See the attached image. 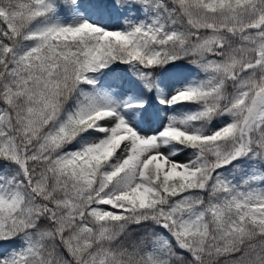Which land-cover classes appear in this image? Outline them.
Wrapping results in <instances>:
<instances>
[{
  "label": "snow or ice",
  "instance_id": "snow-or-ice-1",
  "mask_svg": "<svg viewBox=\"0 0 264 264\" xmlns=\"http://www.w3.org/2000/svg\"><path fill=\"white\" fill-rule=\"evenodd\" d=\"M0 264H264V0H0Z\"/></svg>",
  "mask_w": 264,
  "mask_h": 264
}]
</instances>
